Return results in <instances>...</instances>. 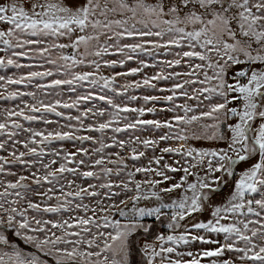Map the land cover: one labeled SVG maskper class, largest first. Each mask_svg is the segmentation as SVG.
Wrapping results in <instances>:
<instances>
[{
  "label": "rangeland",
  "instance_id": "rangeland-1",
  "mask_svg": "<svg viewBox=\"0 0 264 264\" xmlns=\"http://www.w3.org/2000/svg\"><path fill=\"white\" fill-rule=\"evenodd\" d=\"M0 243L264 264V0H0Z\"/></svg>",
  "mask_w": 264,
  "mask_h": 264
},
{
  "label": "trees",
  "instance_id": "trees-1",
  "mask_svg": "<svg viewBox=\"0 0 264 264\" xmlns=\"http://www.w3.org/2000/svg\"><path fill=\"white\" fill-rule=\"evenodd\" d=\"M219 190H220V189H219ZM1 245H4V244L0 243V246H1ZM72 264H76V263H72ZM81 264H83V263H81Z\"/></svg>",
  "mask_w": 264,
  "mask_h": 264
}]
</instances>
